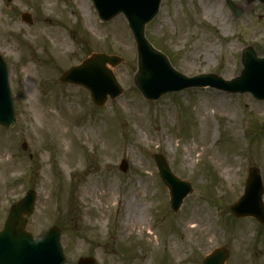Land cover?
I'll use <instances>...</instances> for the list:
<instances>
[{
	"label": "rangeland",
	"instance_id": "374dc122",
	"mask_svg": "<svg viewBox=\"0 0 264 264\" xmlns=\"http://www.w3.org/2000/svg\"><path fill=\"white\" fill-rule=\"evenodd\" d=\"M235 1L246 9L240 20L224 0H162L146 36L182 74L231 80L245 47L264 56V5ZM93 54L123 60L107 64L123 93L102 108L59 80ZM0 55L16 118L0 125V232L34 191L26 231L57 227L65 264H202L219 247L229 251L225 264H264V226L229 211L250 168L264 187V101L211 88L145 99L125 17L104 23L91 0H0ZM154 155L193 187L177 213ZM133 201L142 214L131 221L124 209Z\"/></svg>",
	"mask_w": 264,
	"mask_h": 264
},
{
	"label": "water",
	"instance_id": "95a60500",
	"mask_svg": "<svg viewBox=\"0 0 264 264\" xmlns=\"http://www.w3.org/2000/svg\"><path fill=\"white\" fill-rule=\"evenodd\" d=\"M162 0H92L103 22H109L120 14L126 17L137 49L138 71L134 84L145 98L156 101L169 92L187 88L211 87L232 94L251 93L257 100L264 101V57L260 58L253 46L242 52L243 69L236 78L226 81L217 74L199 75L188 78L176 71L169 58L157 50L146 37V26L158 15ZM235 19H240L246 9L233 0H225ZM255 2L264 5V0H246L248 6ZM31 23V16L23 15ZM122 59L106 54H94L81 65L70 68L61 77L64 84L80 85L89 90L94 103L103 107L110 96L115 99L122 93L113 72L107 69L119 65ZM16 123L14 104L9 85L6 64L0 56V124L13 127ZM27 146L26 144L24 145ZM160 175L171 192L172 208H180L183 199L192 192L190 184L180 181L171 172L165 159L154 156ZM127 163L121 165L127 170ZM263 185L257 168L249 171L245 194L231 206V213L237 218L255 217L264 225ZM35 194L30 191L24 199L15 204L10 212L4 230L0 233V264H64L60 231L53 227L33 238L25 231L26 217L34 211ZM229 256L225 248L216 249L207 256L203 264H224ZM79 264H95L92 258L80 260Z\"/></svg>",
	"mask_w": 264,
	"mask_h": 264
},
{
	"label": "bare ground",
	"instance_id": "6f19581e",
	"mask_svg": "<svg viewBox=\"0 0 264 264\" xmlns=\"http://www.w3.org/2000/svg\"><path fill=\"white\" fill-rule=\"evenodd\" d=\"M88 6V5H87ZM58 120H57V124H58ZM6 154V151L4 150L3 153L0 152V157H2L3 155ZM5 164V162H3ZM95 186H93L94 188ZM85 192L87 191V189L84 190ZM124 211L126 212V216H127V220H131L133 221L134 218H138L139 216H141V212H140V208L138 205H136V203L133 202H129L125 205V209Z\"/></svg>",
	"mask_w": 264,
	"mask_h": 264
}]
</instances>
